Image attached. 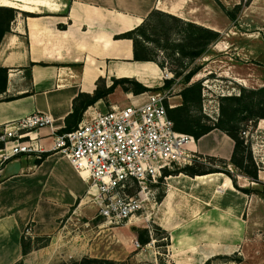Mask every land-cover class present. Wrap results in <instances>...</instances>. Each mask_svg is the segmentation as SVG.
Returning <instances> with one entry per match:
<instances>
[{
    "label": "crops",
    "instance_id": "0c3cea01",
    "mask_svg": "<svg viewBox=\"0 0 264 264\" xmlns=\"http://www.w3.org/2000/svg\"><path fill=\"white\" fill-rule=\"evenodd\" d=\"M18 5L20 13L0 42V68L9 69L6 91L0 93V128L35 112L50 115L52 123L35 134L42 139L45 152L40 156L19 154L0 169V264L21 260L38 264V253L60 244L59 235L67 229L63 221L74 215L88 225L82 230L83 236H78L87 238L82 257L123 261L134 252L140 255L134 220L117 225L98 216L99 204L92 197L98 190L88 174L78 171L66 154L50 149L74 110L75 98L80 93L93 95L99 88L106 90L114 79L122 78L135 79L150 89H171L164 87L166 69L154 61L135 60L133 39L120 37L142 25L154 10L222 34L202 58L199 73L205 86L216 74L250 89L263 87L264 76L253 63L254 54L237 43L224 0H0V6ZM217 57L219 70L215 72L210 67ZM181 90L171 96L170 103L182 104ZM150 92L137 95L118 86L85 112L143 103ZM244 135L260 167L259 182L230 163L229 171L240 188L261 189L264 118L250 123ZM189 146L201 161L213 165L217 162L211 158L231 161L235 141L215 129L198 140L194 138ZM166 183L160 203L148 209L154 208V222L170 234L168 256L175 264H204L221 254L240 253L244 258L250 252L264 254L261 194L242 191L223 172L174 174ZM23 235L51 236V243L24 256ZM151 235V243H140L143 249L154 243L153 232ZM77 251H81L79 246Z\"/></svg>",
    "mask_w": 264,
    "mask_h": 264
},
{
    "label": "built area",
    "instance_id": "2783aa9c",
    "mask_svg": "<svg viewBox=\"0 0 264 264\" xmlns=\"http://www.w3.org/2000/svg\"><path fill=\"white\" fill-rule=\"evenodd\" d=\"M165 78H173L167 69ZM172 90L150 92L143 103L87 111L75 129L55 135L50 149L66 154L78 171L88 174L98 190V216L105 221L119 225L137 217L156 202L148 191L151 184L198 158L189 146L194 137L176 130L168 114V106H176L167 105ZM51 123L50 115L35 112L0 128V162L22 153L40 156L47 148L35 134ZM134 186L141 190L129 194Z\"/></svg>",
    "mask_w": 264,
    "mask_h": 264
},
{
    "label": "trees",
    "instance_id": "16d2710c",
    "mask_svg": "<svg viewBox=\"0 0 264 264\" xmlns=\"http://www.w3.org/2000/svg\"><path fill=\"white\" fill-rule=\"evenodd\" d=\"M19 10L9 6H0V42L4 34L11 29L12 22L16 18ZM26 16L33 14L23 12ZM228 14L232 19L235 16L230 12ZM178 37L175 39L173 35ZM122 38H131L134 41V59L138 61H154L162 68L167 65L163 61H158L154 57L150 43H156L160 50L169 51V56L176 61L177 69L182 72L175 76L179 77L184 72L183 80L185 86L180 91L182 104L174 108L168 106V114L175 123L176 130L192 135L196 140L219 129L235 141V150L230 162L223 159L211 158L218 162L219 166H206L197 160L192 165L179 167L173 171H166V175L185 173L190 176L204 175L208 173L223 172L231 176L237 188L246 193L257 192L264 197V183H261V189L250 190L240 188L227 169L229 163L233 164L242 174L247 175L254 181L259 182V169L251 144L246 141L245 131L250 122L256 123L264 118V86L258 89H250L241 86L240 95L223 96L220 98V117L216 122L206 123L204 121L202 107L204 100V81H194V77L201 71L197 60L204 57L211 46L222 38V34L216 30L204 27L194 22L185 21L175 15L154 10L145 20V22L136 29L120 35ZM9 69L0 68V93L6 91ZM174 72V71H173ZM174 80H166L165 88L172 86ZM122 86L126 92L142 94L145 92H157L160 88L150 89L132 78L114 79L113 85L103 90L99 88L95 94L80 93L74 100V110L66 118V126L60 133L70 132L81 122L85 111L98 100L105 98L118 87ZM259 97L256 99L255 97ZM168 105V103H167ZM4 146L0 142V148ZM42 159V158H41ZM39 160L38 162H40ZM164 194L159 197L162 200ZM162 229V228H161ZM138 240L142 245H147L153 241L150 229L136 228ZM164 230V229H163ZM165 231V230H164ZM155 238V237H154ZM156 239V238H155ZM51 236H37L35 238L23 235L21 239L23 255H28L34 250L49 246ZM211 259L204 264H211ZM129 259L123 262L93 258L84 256L76 264H128ZM17 264H24L23 260Z\"/></svg>",
    "mask_w": 264,
    "mask_h": 264
},
{
    "label": "rangeland",
    "instance_id": "374dc122",
    "mask_svg": "<svg viewBox=\"0 0 264 264\" xmlns=\"http://www.w3.org/2000/svg\"><path fill=\"white\" fill-rule=\"evenodd\" d=\"M224 1L228 6V8L224 7V9L235 16V19L230 22L231 29L234 28L236 30V33L232 34L236 36L237 43L242 45L243 48L245 47L247 51L251 49L253 52L252 54H254L253 57L255 58L253 63L260 67L262 76H264V0ZM19 7L20 5L13 8ZM18 13H20V11ZM229 32L233 31L229 30ZM177 37L178 35H173V38L176 39ZM150 46L151 50L154 52V57L158 61H163L166 63V69L173 75V78L171 79L174 80L171 86L173 89L171 96H174L179 88H183L185 86V82L183 80L184 72L179 77H176L175 75L179 72H182V70L177 69L176 61H174L169 56L170 52L167 50H160V47H158L156 43H150ZM202 58L197 60L196 64L203 68ZM213 60L215 61L212 62L213 66L210 67V69L218 72L220 58H213ZM199 74L200 75L194 77V81L202 80V73ZM206 84V86L204 85V100L201 113L203 116H205L204 121L206 123H213L216 122L220 117V98L223 96L240 95L241 86L230 82L227 79H222L216 74L211 75ZM174 86L177 87L173 88ZM256 88H260V85H256ZM255 98L258 99L259 97L256 96ZM126 103L122 105L125 106ZM167 103L169 105V100ZM9 160L0 162V169ZM196 160L206 166L223 167L222 165H219L218 162L213 163L212 165L210 163L201 161L199 158ZM227 169L230 170V167H227ZM166 184V179L162 178L161 182L150 185L148 191H152V193H150L151 198L156 199L157 203H160L159 197L165 193ZM140 190L141 188L139 186H134L128 190V193L137 194ZM92 197L95 198L94 195ZM148 211L149 209L144 208L138 213V216L133 219V224H135L133 225V229L135 230L136 228H143V226L146 225L150 231L153 232L156 239L154 238V243H152L151 246L149 245L148 248L147 246H144V249L142 247L139 248L138 251H140V255H136V252H134V254L128 258V264H175L168 256V248L171 244L170 234L161 229V227H159L154 222L152 217V211H154V208H151V210L149 212ZM63 225H65L67 229L59 235L60 244H57L49 250L38 253V264H76L84 257V255L83 257L81 256L82 253L80 252H84L82 251L83 249L85 250L83 244H85L87 238L81 237V239H78V236H83L82 230L86 229L88 225L83 224V219H80V217L77 215H74L73 217L70 216L65 219L63 221ZM78 246L80 247L81 251H77ZM155 253L157 257L155 256ZM152 257L155 258L154 261ZM211 260V264H264V254L250 252L245 258L241 256L240 253H234L231 255L221 254L213 257Z\"/></svg>",
    "mask_w": 264,
    "mask_h": 264
},
{
    "label": "bare ground",
    "instance_id": "6f19581e",
    "mask_svg": "<svg viewBox=\"0 0 264 264\" xmlns=\"http://www.w3.org/2000/svg\"><path fill=\"white\" fill-rule=\"evenodd\" d=\"M5 4H7V3H5ZM147 220V219H146Z\"/></svg>",
    "mask_w": 264,
    "mask_h": 264
}]
</instances>
